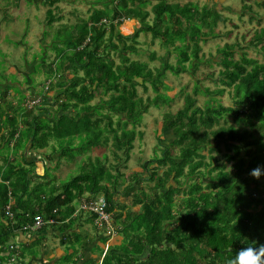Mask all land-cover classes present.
<instances>
[{"label": "trees", "instance_id": "trees-1", "mask_svg": "<svg viewBox=\"0 0 264 264\" xmlns=\"http://www.w3.org/2000/svg\"><path fill=\"white\" fill-rule=\"evenodd\" d=\"M34 1L50 6V26L62 21L52 8L66 0H29ZM252 1L243 0L245 5ZM152 2L155 4L149 11ZM95 3L101 8L93 9L89 18L80 19L74 26L63 25L65 30L72 28L69 40L63 42L66 50L63 45L54 47L63 65L45 76L47 89L57 90L51 108L37 104L29 109L25 96L16 93L11 99V90L0 88V156L3 150L24 154L28 146L32 151L43 150L52 141H60L59 149L65 153L74 152L76 138L80 140L79 151L91 152L102 145L101 125L107 121L116 164L108 163V155L102 161L97 158L96 163L89 158L90 170L84 169V173L47 195L34 190V163L25 168L24 160V164L15 162L7 155L5 167L0 166V213L6 216L8 205L12 200L15 204L10 213L14 217L0 235V255L9 251L8 242L15 232L31 224L36 216L47 222L58 220L59 215L73 213L69 207L87 193L105 197L110 211L115 210L116 195L123 186L119 179L125 177L120 168L122 164L127 168L136 137L143 136L137 133L141 119L150 108L162 104L171 107L175 102V97L166 93L170 90L164 82L166 72L176 77L185 73L195 77L192 71L205 62L200 56L201 43L215 36L218 22L226 21L214 8H201L197 2ZM248 9L254 19L257 14ZM129 20L137 21L139 27L134 35L124 36L117 27ZM142 32L150 33L152 42L158 40L167 50L164 58L155 52L150 54L151 61L160 58L163 64L156 72L147 62L129 57L142 53L138 50ZM236 46L243 50L236 43L217 51L222 59L217 63L221 68L216 85L221 88L211 92L195 82L193 92L185 94L184 107L164 114L159 137L162 154L155 151L154 158L142 165L148 179L134 172L132 182L122 193L130 197L131 208L139 207V211L130 210L125 215V206L118 205L124 211L117 218L123 219V229L127 227L123 244L117 250L102 252L101 261L88 264H228L247 243L264 245V183L251 175L252 169L264 166V60H250L246 53L235 60ZM247 48H259L264 58V28L255 31ZM66 51H71V56L64 60ZM112 52L119 55V63ZM173 52L177 54L175 65L170 64ZM71 69L75 75L69 78ZM140 87L145 94L152 89L155 96L144 99ZM101 91L109 99L92 107ZM227 92L231 94L230 106L216 98ZM16 95L22 97L17 105ZM200 95L209 97L203 107L197 104ZM99 108H111L109 111L116 113L119 122L115 124L113 116L97 114ZM167 134H171L172 141L165 145ZM117 151L124 153V160ZM144 181L149 182L148 189ZM134 187V194L127 196Z\"/></svg>", "mask_w": 264, "mask_h": 264}, {"label": "rangeland", "instance_id": "rangeland-1", "mask_svg": "<svg viewBox=\"0 0 264 264\" xmlns=\"http://www.w3.org/2000/svg\"><path fill=\"white\" fill-rule=\"evenodd\" d=\"M172 1L180 4H185L187 2H197L201 8L206 6L208 8H214L221 15L222 19L226 21L218 22L215 29L216 32L214 33L215 36L207 39L206 42L201 43L202 53L200 56L206 63L204 62L202 66H200L196 71H192L195 77H192L187 73L176 77L170 71L166 72V78L164 79V82L170 87V90H166V93L167 95L169 94L170 96L175 97V102L171 107H168V104L158 105V108L152 107L150 108L149 112L145 114L144 118L141 119V123L137 127V133H140L143 136L140 137L139 135L136 137L133 150L130 154V160L127 163V168L124 167V164L121 165L120 169L125 177H119V181L121 183L120 186L124 185L123 183L132 182L131 176L137 171L143 173L145 179L149 178V174L144 172L142 165L147 160L154 158L155 151H157L160 155L162 154L161 150H163V148L160 149L159 137L160 134H162L163 116L165 113H167V111L176 113L184 107L185 94H191L193 92L195 82L200 83L204 88H209L211 92L221 88L220 86L216 85L219 70L221 68L217 63L222 59V56L217 54L218 49L224 48L227 44L234 46L236 43H239L243 47V50L239 46L235 47V60H239L240 55L243 53H246L250 60L260 62H263L264 60L263 54L260 52L259 48H247L248 43L254 38L255 31L264 28V6L262 5L264 0H259V4H257L256 0H253L250 4L247 3V5H245L243 0ZM95 2H97V0H66L65 2L57 4V6L52 8V11L57 16H62L63 19L60 21V23H55L53 26H50L48 24L47 14L50 6L44 5L41 1H34L31 3L29 0H0V13L2 14L4 12L5 16L7 17V20L5 21H3L2 17H0V85L6 86L7 83H16L19 79L25 78L26 82L32 81V87L37 89V91L40 93L41 91L39 90H43L45 87V81L49 71L60 70V66L63 65L61 60L62 58L57 57V53L52 51V46L60 47L61 45H63L65 48L64 50H66L65 44L61 42H66L69 40V37L72 34V28L65 30L66 26L63 25L67 24L74 26L80 19L89 18L93 9L101 8L100 5H97ZM154 4L155 2H152L150 5H148L147 10L150 11ZM249 7H251L252 11L257 14L254 19H251L252 12L249 11ZM1 14L0 16H2ZM260 18L262 19L260 20ZM150 21H153L152 13L150 15ZM138 27L139 24L137 21L135 22L132 20L124 22L123 25L118 26L117 29L120 30L124 36H132L136 33V29ZM53 28L59 29L53 30ZM42 38L44 40H42ZM53 40L54 43L56 42L55 46L51 45ZM152 40L153 39L150 33L142 32L138 40V50H140L142 53L130 55L129 57H131L133 60L147 62L153 71L156 72L157 69L162 68L163 64L160 58L156 59L155 61H151L150 54L155 52L158 56L164 58V55L167 54V50L161 45V43H159L158 40L154 43ZM115 43L119 45V47L122 46L118 44L116 40ZM63 46L61 47L63 48ZM111 54L116 62L119 63V55L116 56L113 52ZM46 55L48 56L46 57ZM66 55L63 58L64 60H66V57L71 56V51H66ZM176 56L177 54L173 52L170 58V64H176ZM38 59L40 61L39 64ZM43 62H45V64ZM11 65L18 70V74L21 73L19 70L21 69L25 76H17V74H11L10 71H8L10 74H7V70ZM68 73L71 76L75 75L73 69H71ZM80 74L83 75V71L79 70V75ZM138 90L140 96L144 99L148 98V96H155V93L152 91V89H149V93L147 94L143 92L141 87L138 88ZM162 91L165 92V90ZM100 95L101 92L96 95V98L93 101L95 104L99 102V97L97 96ZM108 97L109 96H104L103 98L108 100ZM208 98V96H198V106L203 107L205 101ZM216 98L220 99L222 104L225 106H230L232 104L231 94L228 92L224 94V96L217 95ZM109 109L111 108H106L104 110L99 108L97 114L100 112L105 115L113 116L114 122L117 124L119 120L115 115L116 113L109 111ZM230 122H232V120ZM101 127L104 130L101 146L105 147V151L108 152L110 164H116V159L112 155L113 138L112 135H109L108 133L109 131L107 130V121L105 124H102ZM106 135H109L110 138H106ZM107 139L108 145L105 146V141ZM167 139L168 140L165 145L172 141L171 134H167ZM56 143L59 145L60 141ZM174 153L177 154L178 151L175 150ZM6 154L7 152H5L3 155ZM119 154L120 159L124 160V153ZM81 173L82 170L80 169H76L73 172H68L64 181L68 182ZM127 178L128 180L125 181ZM253 178L257 179L261 183H264V174L259 178L254 176ZM150 184L152 185V183ZM143 185L144 188L148 189L149 182L144 181ZM134 189L135 187L130 188L128 192H134ZM181 198H183V196H181ZM0 259L6 260V257L0 255ZM0 264H2V261ZM4 264L10 263L9 261H6Z\"/></svg>", "mask_w": 264, "mask_h": 264}, {"label": "crops", "instance_id": "crops-1", "mask_svg": "<svg viewBox=\"0 0 264 264\" xmlns=\"http://www.w3.org/2000/svg\"><path fill=\"white\" fill-rule=\"evenodd\" d=\"M1 15L2 16L0 17H2L3 21L7 20L4 12ZM58 29L53 28V30ZM42 40L44 39L42 38ZM51 45L55 46L56 42L54 43L53 40ZM52 48V51L55 52L53 46ZM39 62L40 61L38 59V64ZM65 68L69 69L70 65H67ZM19 70L21 73L18 74V70L11 65L7 70V74H10L8 72L10 71L11 74H17V76L24 75L22 70ZM67 74L69 75V73ZM69 78H71V75H69ZM31 84H33L32 81L26 82L25 78H23L19 79L16 83H7L6 86L0 85V88L10 89L11 99L13 98L14 93H19L21 96H25L26 101L34 99L39 100L41 108H51V106L55 103L54 97L57 90L53 88L47 89L45 85L43 90H39L41 91L39 93L37 89L32 87L33 85ZM21 96H15V105L19 104L22 98ZM97 97H99V99L97 98L99 102L96 104L93 102L91 104L92 107L99 104L104 99L102 91L101 95ZM26 101L24 104H26ZM72 112L75 114L74 110ZM49 119L52 121L53 117H49ZM79 147V138H76L74 141L75 151L68 153H65L62 149L60 151L59 145L55 141H52L50 147L38 151H32L30 149L31 147L28 146L24 154L22 152L16 154L11 150L10 154L7 152L6 155H3L6 152L3 150V154L0 156V166L2 165L5 167L6 163L4 162V158H6L7 155L11 160H15V162L23 163L24 160V162L27 163L26 165L23 163L25 168H30L28 164L34 163L33 176L35 177L32 182L34 190H42L48 195L51 194L53 190L60 189L63 184L67 183L64 180L68 172L80 169L82 170V173H84V169L90 170L91 161H89V158L93 159V162H95L97 158H101L102 161L103 156L109 155L108 152L105 151V147L102 146L95 148L91 152L89 151L85 153L79 151ZM73 155H76V158L70 157ZM108 163H105L107 167L110 165ZM128 184L129 183H125V185L121 187L120 194H117L115 199L117 206H115V210L113 212L111 211L113 215V235L109 234L107 231H101L98 229L94 223V217L87 212L79 210L83 199L98 197H91V194L87 193L82 199L77 200L74 202L73 206L69 207L71 212L73 210V213L69 214V212H67L63 215H59L58 220L55 219L52 224H46L47 226H45L42 230L38 232H31L23 229L17 230L14 237L8 242L9 251L2 254L3 257H6V260H3L2 264L6 261H9L10 264H88L97 260L101 261L102 252L104 254L106 250H117V248H119L124 241L123 232L127 227L123 229V225H121L123 219L119 221L117 218L119 212H123L124 208L122 209L118 205L122 207L125 206V215L128 214V211L130 210L139 211V207L131 208L130 197L125 198L122 196L124 187ZM127 194V196H129L134 193L128 192ZM14 204L15 201L12 200L6 209V216L3 215L2 212L0 213V235H2V233L6 231L9 226L10 219H12L10 213L12 205ZM26 216L29 217L31 214L29 213ZM12 246L15 247L16 252L11 251L10 248ZM12 257L15 258L13 262L11 261ZM67 257L70 259L69 262L65 261V258Z\"/></svg>", "mask_w": 264, "mask_h": 264}, {"label": "built area", "instance_id": "built-area-1", "mask_svg": "<svg viewBox=\"0 0 264 264\" xmlns=\"http://www.w3.org/2000/svg\"><path fill=\"white\" fill-rule=\"evenodd\" d=\"M39 100H32L28 103V108H32L37 105ZM80 211L87 212L94 217V223L96 227L100 230L107 231L109 234L113 235V215L110 211V205L107 199L103 196L97 198H87L83 199L80 204ZM13 219V214L10 215ZM35 220L26 226L23 227V230L38 232L42 230L45 224H52L54 221H46L41 216H36ZM11 251L16 252L15 247L12 246ZM107 252V250L105 251ZM14 257H12L11 261H14Z\"/></svg>", "mask_w": 264, "mask_h": 264}, {"label": "clouds", "instance_id": "clouds-1", "mask_svg": "<svg viewBox=\"0 0 264 264\" xmlns=\"http://www.w3.org/2000/svg\"><path fill=\"white\" fill-rule=\"evenodd\" d=\"M28 101L30 102L32 100ZM38 104H40V102ZM262 174H264V166L258 165L251 171V175L257 178H259ZM247 244L248 246L242 247L236 251L235 255L228 260V264H264V245L257 247L253 243Z\"/></svg>", "mask_w": 264, "mask_h": 264}]
</instances>
